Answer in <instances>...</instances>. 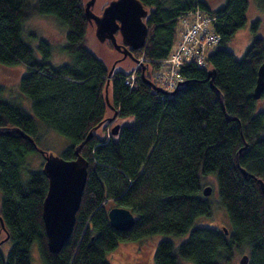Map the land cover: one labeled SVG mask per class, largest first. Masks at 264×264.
Instances as JSON below:
<instances>
[{
    "label": "trees",
    "instance_id": "1",
    "mask_svg": "<svg viewBox=\"0 0 264 264\" xmlns=\"http://www.w3.org/2000/svg\"><path fill=\"white\" fill-rule=\"evenodd\" d=\"M140 1L148 10V33L135 57L148 60L143 75L153 82L160 61L178 43V19L192 0ZM199 4L207 7L203 0ZM248 6V0H225L213 10L219 41L207 53L206 67L180 68L184 83L167 95L141 79V67L132 87L124 83L129 72L114 69L108 77L105 62L86 46L83 0H0V65L25 68L18 82L25 103L0 96V237L8 235L9 243L0 248V264H32L33 244L43 264H109L106 257L119 243L150 236H159L153 264H232L240 254L248 256L247 264H264V198L258 183L264 184V112L257 111L252 96L264 62L259 21L250 26L251 41L241 58L227 48L245 27ZM35 14L52 15L65 27L63 51L70 62L52 64L50 45L42 39L37 58L24 41L23 23ZM105 87L113 110L105 102ZM113 111L115 118L107 122ZM17 129L37 147L53 131L68 141L62 158L73 159L81 145L87 161L74 226L57 253L47 248L41 215L47 179L42 165H31V156L41 154ZM210 173L216 175L230 224L226 233L195 227L212 212L202 194V178ZM113 206L132 213L130 229L110 225L107 212ZM181 238L176 245L174 239Z\"/></svg>",
    "mask_w": 264,
    "mask_h": 264
},
{
    "label": "water",
    "instance_id": "2",
    "mask_svg": "<svg viewBox=\"0 0 264 264\" xmlns=\"http://www.w3.org/2000/svg\"><path fill=\"white\" fill-rule=\"evenodd\" d=\"M94 0H87L83 3L84 16L90 26L94 25V35L100 43L108 42L113 50L122 53L121 59H116L109 68L108 77L111 76L115 69V65L129 57L130 61L135 64L138 59L133 57V51L141 50L146 42L148 28L146 19L148 10L143 6L140 0H111L97 15L92 10ZM118 33L122 39V44L118 43L115 37ZM132 67L130 72L133 70ZM141 79L156 92H164L167 95H173L178 87L184 83L180 81L172 91L162 90L156 86L151 80L144 77L143 72L146 68L145 63L141 64ZM214 70L208 71V76L212 77ZM256 83L253 89V98L258 100L264 92V62L257 69ZM108 84V81H107ZM106 84V87H107ZM105 87V102L110 110L113 107L109 104L108 95ZM117 112L113 111L112 115L107 118V122H112ZM101 123L94 126L93 130L98 129ZM118 125L111 127V133H117ZM17 132L28 142L32 143L34 148L41 154L42 172L47 179V190L42 201V221L46 236V244L49 252L57 253L65 244L70 236L76 212L79 208L82 193L87 178V161L80 155L81 145L74 150L75 157L66 160L61 156H56L51 152H46L38 148L33 139L17 129ZM92 137V130L89 131L84 141ZM246 175L244 170H241ZM262 196L264 198V184L258 181ZM211 188L203 187L202 194L208 196ZM110 225L118 231H126L131 228L134 222L132 213L122 207H111L107 212ZM0 226L4 230L3 222L0 217ZM226 233L227 230L223 228ZM8 239V235L0 240V245ZM248 256L243 254L239 259V264H247Z\"/></svg>",
    "mask_w": 264,
    "mask_h": 264
},
{
    "label": "rangeland",
    "instance_id": "3",
    "mask_svg": "<svg viewBox=\"0 0 264 264\" xmlns=\"http://www.w3.org/2000/svg\"><path fill=\"white\" fill-rule=\"evenodd\" d=\"M35 2L36 0H31ZM87 0H83V3ZM108 0H96L94 11L98 12L99 8L104 2ZM166 4H172L174 0H164ZM204 1V0H203ZM213 8L215 6H222L225 0H206ZM249 6L246 13L245 27L238 30L227 48L232 51L235 58L239 59L244 54L246 48L250 44V26L254 21H259L258 34L264 37V0H248ZM192 0L191 3H194ZM179 25V24H178ZM180 30V27H179ZM65 27L60 24L52 15H38L35 14L23 23V37L24 41L30 44L34 49L37 58H40V53L36 50L40 39L45 40L50 45V62L56 66L63 65L71 61V57L64 53L63 46L65 44ZM86 46L105 62L108 68L112 66L114 61L120 58L119 53L112 50L106 42L100 43L95 35L94 30L88 27L86 34ZM133 63L127 59L119 61L115 65V69L128 72L132 69ZM25 68L23 66L4 67L0 65V96L5 99H18L25 103L24 98L18 94V82L20 77L24 74ZM158 87L160 85L156 84ZM264 94V92H263ZM257 111L264 112V95L257 100ZM68 141L63 136L49 131L42 140L39 141L38 147L46 152H51L56 156L62 155L63 150L67 147ZM43 159L41 155L34 154L31 156L32 167L41 166ZM203 187L211 188V193L205 196L212 204V212L209 217H201L195 222V227H208L222 230L225 228L230 231V224L224 208L219 202L217 196V181L215 173H210L202 178ZM1 198V196H0ZM110 204L109 206H111ZM114 207V206H113ZM1 235L0 240H2ZM186 238V237H185ZM174 239L175 244L178 245L183 239ZM159 236H150L141 240L139 243L122 242L117 248L109 253L106 257L109 264H153V255ZM9 245L4 242L0 248L5 249ZM31 263L43 264L39 258L36 244H33L30 249ZM242 255L235 257L232 264H239V259ZM181 264H192L182 262Z\"/></svg>",
    "mask_w": 264,
    "mask_h": 264
},
{
    "label": "built area",
    "instance_id": "4",
    "mask_svg": "<svg viewBox=\"0 0 264 264\" xmlns=\"http://www.w3.org/2000/svg\"><path fill=\"white\" fill-rule=\"evenodd\" d=\"M201 0H195L192 8L178 19L180 37L176 47L169 56L160 61L158 71L153 74V82L166 91H172L178 82L183 81L179 70L185 65L192 64L198 68L206 67L207 53L218 43L219 35L215 32L213 23L216 16L209 6L200 7ZM133 70L125 78L124 83L132 87L135 71L146 63L139 56Z\"/></svg>",
    "mask_w": 264,
    "mask_h": 264
},
{
    "label": "flooded vegetation",
    "instance_id": "5",
    "mask_svg": "<svg viewBox=\"0 0 264 264\" xmlns=\"http://www.w3.org/2000/svg\"><path fill=\"white\" fill-rule=\"evenodd\" d=\"M111 0H108L107 2H104V4H102L101 6H100V8H99V11L98 12H95L94 11V6H95V2H96V0H94V4H93V8H92V10L94 11V13L95 14H97V15H100V13L102 12V10L104 9V7L110 2ZM144 6V5H143ZM93 30H94V25L93 26H90ZM115 37H116V40H117V42L118 43H120V44H122V39H121V37L119 36V34L118 33H115ZM107 44H109L108 42H106ZM109 46V45H108ZM110 48H112V47H110ZM112 50H113V48H112ZM119 53V52H118ZM135 53H136V51H133L132 52V55H133V57H135ZM119 57H120V59H121V57H122V53H119ZM119 59V58H118ZM125 59H127V60H129L130 61V59H129V57H126ZM125 59H123V60H125Z\"/></svg>",
    "mask_w": 264,
    "mask_h": 264
},
{
    "label": "crops",
    "instance_id": "6",
    "mask_svg": "<svg viewBox=\"0 0 264 264\" xmlns=\"http://www.w3.org/2000/svg\"><path fill=\"white\" fill-rule=\"evenodd\" d=\"M204 2L207 4V6H209L212 10H217V9H220L221 7H223V5L222 6H215L214 8L212 7V6H210V4L206 1V0H204ZM179 33H180V31H179ZM237 33V32H236ZM235 33V34H236ZM180 35V34H179ZM180 37V36H179Z\"/></svg>",
    "mask_w": 264,
    "mask_h": 264
},
{
    "label": "bare ground",
    "instance_id": "7",
    "mask_svg": "<svg viewBox=\"0 0 264 264\" xmlns=\"http://www.w3.org/2000/svg\"><path fill=\"white\" fill-rule=\"evenodd\" d=\"M111 133V132H110Z\"/></svg>",
    "mask_w": 264,
    "mask_h": 264
}]
</instances>
